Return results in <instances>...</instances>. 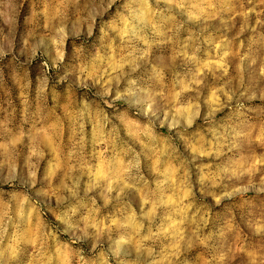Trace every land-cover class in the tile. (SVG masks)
<instances>
[{
	"label": "rangeland",
	"instance_id": "obj_1",
	"mask_svg": "<svg viewBox=\"0 0 264 264\" xmlns=\"http://www.w3.org/2000/svg\"><path fill=\"white\" fill-rule=\"evenodd\" d=\"M0 264H264V0H0Z\"/></svg>",
	"mask_w": 264,
	"mask_h": 264
}]
</instances>
